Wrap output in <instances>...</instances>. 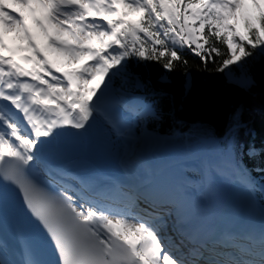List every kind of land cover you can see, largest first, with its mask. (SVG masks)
<instances>
[{
    "label": "snow or ice",
    "instance_id": "snow-or-ice-1",
    "mask_svg": "<svg viewBox=\"0 0 264 264\" xmlns=\"http://www.w3.org/2000/svg\"><path fill=\"white\" fill-rule=\"evenodd\" d=\"M245 3L0 0V221L16 212L30 214L37 228L47 234L57 257L53 264H196L179 246L173 252L160 235L165 216L148 195L144 197L147 208L116 211L82 195L74 199L68 189L48 190L28 171L41 146L65 134L57 129L86 130L90 126L112 77L127 71L130 58H167L163 67L171 71L173 62L181 60L180 48L187 46L207 63L211 53L222 54L212 46L205 56L211 37L227 48L219 72L232 65L243 67L245 58L253 56V51L246 50L249 47L264 54V0H252L259 14L244 18L243 32L232 23L238 24L237 12ZM131 13L139 18L129 21ZM148 42L150 49L145 46ZM23 52L29 55H18ZM22 78L35 83L22 82ZM234 82L246 90L254 84L246 75ZM127 107L134 111L136 105ZM232 121L233 127L241 126L239 111ZM259 154L254 147L247 153L252 158ZM256 171L264 172V168ZM189 254L206 264H264V222L254 232L232 234L211 247L199 242ZM22 256V264H42L31 247H25ZM0 264L15 262L0 254Z\"/></svg>",
    "mask_w": 264,
    "mask_h": 264
},
{
    "label": "bare ground",
    "instance_id": "bare-ground-1",
    "mask_svg": "<svg viewBox=\"0 0 264 264\" xmlns=\"http://www.w3.org/2000/svg\"><path fill=\"white\" fill-rule=\"evenodd\" d=\"M240 11L237 12L238 17ZM3 103L7 104L8 102L5 101ZM103 105L100 106V112L108 110L114 118H118L121 115L119 111H117L118 115L111 112L107 106L108 103ZM13 111H15L14 108ZM104 114L107 116L106 112ZM18 115L22 116V113H18ZM94 120H98L100 125L95 124ZM102 120L114 125L111 124L113 122L111 118L106 120L101 117L100 119L94 113L93 118L89 121L90 126L86 125L88 131L84 129L75 130L70 127L59 129L58 131L65 134L54 139L49 138L41 146L37 159L31 162V165L36 168L40 166L42 171L46 168L48 171L56 172L61 176L80 172L79 177L87 190L101 185L106 186L105 179L107 181L109 178L108 182H110L126 163H131L127 166V168H131L136 165L139 158H144L145 151L143 148H146L148 139H142L137 142V140L130 137L129 130L124 131L122 128H115L112 131ZM82 131L91 135V140L85 150L82 144V142L84 143V138L77 139ZM135 142L139 145L135 149L136 152L134 154L126 153ZM78 147L79 150L76 149ZM163 161L155 159L149 161L151 166L144 173V177L147 180L145 183L149 186L145 187V189L159 192V197L163 196L164 193L166 197L174 201L176 204L175 208L182 215L184 223L196 226L199 223L206 222L207 225L204 226L208 227L206 233L211 234L213 231H220L222 228L232 226L235 223L246 227H251L254 224L257 227L254 230H258L262 222H264V217L261 218L259 216L258 206L252 196L245 189L224 178L227 175L226 171L230 170V161L219 152L212 151L204 156L202 170L205 176V187L203 192L194 195L192 198H189V196L185 198L183 190L179 187V164L164 163ZM182 161L185 163L188 159ZM43 163L46 164L45 168H43ZM97 167L99 168L96 169ZM212 169L214 170L215 179L223 191L220 194H225V197L219 194H209L211 191L214 192L210 184L211 179L207 178L211 174ZM200 195L201 197H199ZM228 196L230 198L227 199ZM231 206L232 208H230ZM223 207H226V212L223 211ZM259 218L261 219L258 224L257 220ZM223 237L222 240L226 239L227 236L223 235Z\"/></svg>",
    "mask_w": 264,
    "mask_h": 264
},
{
    "label": "trees",
    "instance_id": "trees-1",
    "mask_svg": "<svg viewBox=\"0 0 264 264\" xmlns=\"http://www.w3.org/2000/svg\"><path fill=\"white\" fill-rule=\"evenodd\" d=\"M145 46L150 49L151 42ZM212 46L219 48L222 54L211 53L207 63L193 50H180L181 60L173 62L171 71L166 70L167 82L161 81L167 58L145 61L133 57L128 60L126 82L133 84L134 78H139L144 85L143 94L148 96L160 117L159 121L150 123L149 129L168 136L175 131L186 133L197 127L210 133H205L206 136L222 137L233 126V114L239 111L241 124L246 127L231 133L232 146L238 148L240 141L245 142L246 148L264 145V56L245 58L247 75L254 84L251 90L244 91L229 84L224 72L217 71L226 58L224 44L211 37L210 43L205 45V56H208ZM157 48L160 50L159 46ZM246 50L254 51L250 47ZM187 77L190 86L185 89L184 80ZM251 130L255 131L256 138L248 140ZM239 161L252 176L261 175L259 180L264 182V172L256 171L257 168H264V156L249 158L242 153Z\"/></svg>",
    "mask_w": 264,
    "mask_h": 264
},
{
    "label": "rangeland",
    "instance_id": "rangeland-1",
    "mask_svg": "<svg viewBox=\"0 0 264 264\" xmlns=\"http://www.w3.org/2000/svg\"><path fill=\"white\" fill-rule=\"evenodd\" d=\"M261 6H264V3H262ZM240 10L241 11L239 12V17H238L239 18V22H238V24H237L236 21H233L232 23L234 25H237L239 30L241 32H243V30H244V27H243L244 26V18L246 16H255V15L259 14V8L252 4V0H246L245 7L240 9ZM137 19H138V14H136V13H133V14H131L128 17L129 21H136ZM18 55H20V53ZM259 55H260L259 49H256V50L253 51V56H251L250 58L253 57V59H256V58H259ZM261 55L264 56V54H261ZM243 64H244L243 67H241L239 65L229 66L230 70L226 69L224 71V76H225V78H226V80H227V82L229 84L234 85V86L246 91V89L241 88L237 83L234 82V81L239 80L242 76H245V75L249 76V75H247L246 59L244 60ZM166 72L167 71L165 69L162 81H167ZM184 83H185L184 87H185V89H187L190 86V79L187 77L184 80ZM137 84H138V82L136 83V85ZM186 85H187V87H186ZM251 88L247 89V90H251ZM117 92L118 93H123L119 89H115V90H113V92L110 95L104 96V98L102 99L101 103H104V102L108 101L109 97H111V99H113L114 98L113 95L117 94ZM101 106H104V105L102 104ZM207 130H209V129H207ZM205 133L210 134V133H208V131H206V132L203 131V129L199 130V129H195L194 128V129H191L190 131H187L186 133L174 132V134H172V135L162 137V136H158L155 133H147L145 130H143V129L141 130V127H138L136 129V132L131 133V135H132V138L134 140H137V142H139L142 139H148L147 140V146H146V148H143V150L145 151V155H149L151 158H153L155 156L153 159L159 158L156 155H160L161 153L162 154L165 153L164 157H168L169 150H171L172 148H177V149H179L178 151H180V150H184V151L185 150H191V151H193L195 153L193 155V158L197 157L200 154V152H202V151H205V153H208L210 151H217V152H220L222 155H224V157H231V153L226 148L225 144L223 142H219L216 139L209 138V137H211V135L208 137V139L202 140V142L199 141L198 137H200V136L201 137H205L207 135ZM77 139H80V137H77ZM211 141H214V142H211ZM138 147H139V145L135 142V144L132 146V148L127 150L126 153L129 152L130 154H134V152H136L135 149L138 148ZM205 153L202 154L203 155L202 159H204ZM181 154H185V153L181 152ZM177 155L178 154H174L173 153L170 157H168V159L175 158ZM184 157L185 156H181L180 158H184ZM231 158H230V160H231ZM168 159H166L164 161L163 160H160V161H163L164 163L177 164V162H172V160H168ZM167 160H168V162H167ZM213 171L214 170L212 169L211 170V174L213 173ZM125 173H127V172H123V174H125ZM243 175H244L243 171L242 172H240L239 170L235 171L234 168H232V172L230 173V177L233 178V179H237V178H241L242 179ZM227 176L228 175H226L224 178L229 180V181H231V182L234 181L233 179H228ZM207 178L211 179L208 176H207ZM180 181H181V179L179 180V183H178L179 187H181V189H183V185H182V183ZM187 182L191 183L193 186H195V184L199 183L201 187H197L196 190H195V193L199 194L198 192H200V193L203 192L204 187H205L204 186L203 177H202V180L200 178L199 181L187 180ZM210 184L212 185L214 192L211 191L209 194H212V193H213V195H218L219 194V195H222V196L225 197V194H220L223 191L220 189L219 183L216 181V179L215 180L211 179V183ZM246 187L247 188L243 187V189H247L253 196H255V191L253 192L252 189L249 186H246ZM217 192H219V193H217ZM199 197H201V195ZM228 198H230V196H228L227 199ZM259 209H260V211H259ZM259 209H258L259 216L261 218H263L264 217L263 214H262L263 208L261 206H259ZM226 210H227L226 207H223V211L226 212ZM238 210H239V207H238ZM261 218H259L257 220L258 224H259Z\"/></svg>",
    "mask_w": 264,
    "mask_h": 264
},
{
    "label": "water",
    "instance_id": "water-1",
    "mask_svg": "<svg viewBox=\"0 0 264 264\" xmlns=\"http://www.w3.org/2000/svg\"><path fill=\"white\" fill-rule=\"evenodd\" d=\"M24 78H22V80H23ZM28 79V78H27Z\"/></svg>",
    "mask_w": 264,
    "mask_h": 264
}]
</instances>
